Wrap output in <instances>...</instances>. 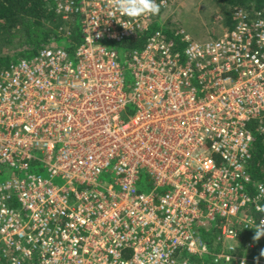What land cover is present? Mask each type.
<instances>
[{
    "label": "built area",
    "instance_id": "built-area-1",
    "mask_svg": "<svg viewBox=\"0 0 264 264\" xmlns=\"http://www.w3.org/2000/svg\"><path fill=\"white\" fill-rule=\"evenodd\" d=\"M156 3L130 19L106 0H53L79 42L0 69V264H147L153 249L166 264H264L237 249L264 220L246 168L251 125L264 133V9L175 40Z\"/></svg>",
    "mask_w": 264,
    "mask_h": 264
},
{
    "label": "trees",
    "instance_id": "trees-1",
    "mask_svg": "<svg viewBox=\"0 0 264 264\" xmlns=\"http://www.w3.org/2000/svg\"><path fill=\"white\" fill-rule=\"evenodd\" d=\"M174 0H167L168 5ZM222 6V15L228 28L233 25L232 11L236 6H241L247 12L264 9V0H212ZM165 13V12H164ZM163 13V15H164ZM164 33L168 38L179 40L178 31L171 28L163 18ZM167 18V17H166ZM61 26L67 29L66 41ZM156 26V25H155ZM157 27V26H156ZM215 37V36H214ZM147 36L139 39H129L120 43V47H139ZM79 42V27L75 19L62 20L53 9V0H0V69L21 58H30L44 46H65L68 50ZM70 44V43H69ZM131 107H127L125 114H131ZM253 124V123H252ZM252 141L250 143V156L246 162L247 172L252 182H264V133L257 131L251 125ZM215 227L201 229L200 235L208 249H213ZM254 230L240 231L238 236L239 253L247 256L264 258L260 253L264 250V235L259 240H253ZM250 243L251 246L247 245ZM214 264V263H210Z\"/></svg>",
    "mask_w": 264,
    "mask_h": 264
},
{
    "label": "rangeland",
    "instance_id": "rangeland-1",
    "mask_svg": "<svg viewBox=\"0 0 264 264\" xmlns=\"http://www.w3.org/2000/svg\"><path fill=\"white\" fill-rule=\"evenodd\" d=\"M222 9L221 5L212 0H174L168 5L163 18L168 21L171 28L183 30L191 39L207 40L218 36L226 26ZM76 22L78 24V20ZM126 80L131 82V76L127 75ZM6 176L0 177V180ZM105 180H108V176ZM61 182L59 178L53 179L55 184ZM203 259L211 262L205 255Z\"/></svg>",
    "mask_w": 264,
    "mask_h": 264
},
{
    "label": "clouds",
    "instance_id": "clouds-1",
    "mask_svg": "<svg viewBox=\"0 0 264 264\" xmlns=\"http://www.w3.org/2000/svg\"><path fill=\"white\" fill-rule=\"evenodd\" d=\"M106 3L121 16H127L130 19L146 15H157L160 11V5L156 3V0H106ZM260 190L264 192V185L260 186ZM256 211L264 213V206L258 205ZM255 229L254 241L259 240L264 235V220ZM260 255L264 256V250L261 251ZM161 261H165L166 264V254L161 249H153L147 259V264H161Z\"/></svg>",
    "mask_w": 264,
    "mask_h": 264
}]
</instances>
